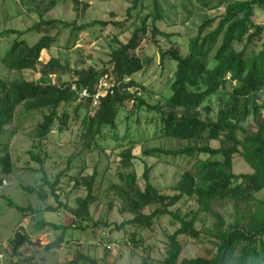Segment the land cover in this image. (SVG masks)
Wrapping results in <instances>:
<instances>
[{"label": "trees", "instance_id": "obj_1", "mask_svg": "<svg viewBox=\"0 0 264 264\" xmlns=\"http://www.w3.org/2000/svg\"><path fill=\"white\" fill-rule=\"evenodd\" d=\"M151 3V16L142 20L140 27L132 32L126 43L116 38L112 40L114 48H110L108 60L101 70L94 66L69 70L59 60L40 62V55L52 48L62 31L77 35L95 27L104 29L113 26L118 29L125 22L96 21L78 25L76 20L64 22L43 20L40 17L36 24L24 31L9 29L0 32V39L14 37L12 45L1 58L7 71L37 72L43 77H55L53 84L45 85L24 79L7 81L0 78V176L12 172L5 143L21 127L24 115L41 117L32 135L33 140L38 142V149L53 130L64 133L69 130V122L73 121V124H78L76 140L84 150L91 151L100 142L107 141H112L116 144L114 148L121 150L117 156L118 184L110 185L109 191L118 198L132 219L117 226V231L126 226L149 229L154 220L169 217L179 228L167 236L168 250L163 264H264V202L255 198L257 193L264 191V42L260 44V50L255 52L257 44L262 41L263 28L253 21L255 10L264 13V0H219L223 12L200 24L196 34L187 42L186 55L178 51V46L171 41V35L155 26L161 18L157 0H151ZM141 4L142 0H131L124 21L137 19L142 12ZM148 21L151 25L149 38L154 41L158 37L167 40L170 45L167 51L159 52V65L163 66L164 61L175 65L167 96L153 105L129 91L136 85L133 77L145 66L135 51L140 40L146 36ZM29 34L41 37L29 46L24 39ZM65 74L70 75L68 82L61 81ZM102 78L111 88L104 91L96 108L91 106L90 99L78 101L77 93L81 90L93 96ZM227 86L230 87L227 99L218 104L215 112L209 106L203 107ZM77 101L79 103L71 118L65 108ZM129 103L137 110L143 109L152 115L145 122L153 128L154 140H174L177 144L173 150L142 147L140 151L143 157L193 162L190 170H185L171 187V196L163 195L154 188L149 178L150 168L146 165L141 176L144 189L141 190L137 185L131 162L135 159V144L143 140L145 133L139 132L137 128L132 131L128 116L119 122L120 113L125 112ZM19 106L24 111L21 114L16 111ZM81 111H84L83 116ZM249 119L252 128L248 131L244 125ZM135 124H140L138 118ZM13 125L14 132L7 129ZM119 125L124 126L121 136ZM210 142L218 143V147H210ZM27 154L31 161L39 165L42 173V186L37 189L38 195L44 200L47 195L43 187H48L50 195L58 202L59 182L66 173L58 174L53 181L49 180L40 157L33 151ZM235 157H240L251 173L235 175L232 171ZM95 175L94 172L87 180L76 176L69 178V182L83 187L86 192L85 197L75 201L76 207L72 211L73 219L79 224L86 222L89 208L99 193ZM27 190L35 191L30 188ZM184 198L194 199L199 210L213 220L211 228L206 231V236L215 248L211 258L179 262V237L193 240L201 237V232L194 228V213L190 211L182 215L178 209L171 211ZM227 203L232 205L230 224L212 209V206ZM7 205L17 212H25V209L10 201ZM58 206H61L59 202ZM146 210L148 214L144 213ZM48 211L55 210L49 208ZM79 224L77 229L82 227ZM40 226L61 232L56 241L45 249L57 248L64 243L66 228L43 222ZM8 245L11 257L16 259L10 264H35L33 256L25 252L32 241L22 229H17ZM79 259L83 264H97L87 256H80Z\"/></svg>", "mask_w": 264, "mask_h": 264}, {"label": "rangeland", "instance_id": "obj_2", "mask_svg": "<svg viewBox=\"0 0 264 264\" xmlns=\"http://www.w3.org/2000/svg\"><path fill=\"white\" fill-rule=\"evenodd\" d=\"M157 3L161 19L155 26L172 36V43L178 46V51L182 55H186L187 42L196 34L200 24L223 12L219 0H157ZM130 4L131 0H0V32L9 29L24 31L36 24L40 17L43 20L55 19L64 22L76 20L78 25L96 21L125 22L123 27L118 29L113 26L104 29L95 27L77 35L62 31L56 37L52 48L40 55V62L46 63L50 59L59 60L62 65H67L69 70L92 66L101 70L108 60L110 48H114L112 40L116 38L126 43L132 32L140 27L142 20L152 14L151 0H142V12L138 18L126 22L125 14ZM253 21L263 28L262 41L257 44L255 51L258 52L260 44L264 42V13L255 10ZM147 25L146 36L140 40L135 51V55L144 61L145 66L133 77L136 85L129 91L153 105L163 101L167 96L175 65L170 61H164L163 66L159 65V52L167 51L170 45L167 40L158 37L154 41L151 40L149 21ZM40 37L41 35L29 34L24 39L31 46ZM13 41L14 37L0 39V78L7 81L24 79L42 85L53 84L55 82L53 76L43 77L37 72L7 71L1 63V58ZM69 80V74L61 77L62 82ZM228 92H230L229 86L220 94L211 97L203 107L209 106L215 112L218 104L227 99ZM78 101L65 108L71 118L74 117L72 114ZM16 111L17 114L24 112L21 106ZM83 115L84 111L81 113V116ZM126 116L129 117L128 122L132 131L137 128L139 132L145 133L143 140L135 144L133 150L135 159L131 162L132 172L137 177V185L141 190L144 189L141 176L146 165L150 168L149 178L154 188L163 195L171 196L173 194L171 187L185 170H190L193 162L143 157L140 151L142 147L173 150L177 144L174 140L152 138L153 128L145 122V119L150 120L152 115L145 113L143 109L137 110L129 103L125 112L120 113L119 122H122ZM23 118V124L16 131L14 125L7 128L15 131V134L12 138H7L5 143L8 146L12 172L7 176H0V264H10L16 260L11 257L8 243L17 229H22L29 235L32 245L25 252L33 256L35 264H83L79 259L80 256L94 259L97 264H143L144 262L163 264L168 250L167 236L172 235L179 228L169 217L154 220L151 227L145 230L131 226H126L121 231L116 230L121 223L132 219L118 198L109 191L110 185L118 184L117 156L121 150L114 148L116 144L112 141L100 142L96 149L84 150L76 140L78 124H73L71 121L68 131L58 133L57 130H53L48 140L38 149L36 148L38 142L33 140L32 135L41 117L24 115ZM137 118L140 120L139 125L135 124ZM251 122L249 119L244 125L248 131L252 128ZM118 131L121 136L124 126L119 125ZM123 144L125 145L126 142ZM209 145L212 148L218 147L216 142H210ZM28 151H33L43 161V170L49 180L53 181L58 174L66 173L61 176L57 191L61 206H58V202L50 195L48 187H43V192L47 195L44 200L38 195L37 189L42 186V173L39 171V165L30 160ZM232 171L235 175L251 173L250 168L240 157L234 158ZM94 172L95 181L100 187L99 193L89 208L86 222L79 224L73 219L72 211L76 207L75 201L85 197L86 192L83 187L69 182V178L76 176L78 179L87 180ZM29 188L35 191L28 192ZM255 198L264 202V191L257 193ZM8 201L25 209V212L20 213L9 208ZM49 208L55 211H48ZM176 209L182 215L190 211L194 213L192 214L194 228L201 232L199 240L179 237L181 246L179 262L194 258H211L215 254V248L211 244V239L206 236V231L211 228L213 220L199 210L194 199L184 198L171 211ZM212 209L222 216L227 224L232 222L230 203L212 206ZM37 211L38 213L34 214ZM144 213L148 214L149 211L146 210ZM42 222L66 228L63 235L64 243L57 248L45 249L48 244L56 241L61 232L41 228ZM78 224L82 226L81 229H77Z\"/></svg>", "mask_w": 264, "mask_h": 264}, {"label": "built area", "instance_id": "obj_3", "mask_svg": "<svg viewBox=\"0 0 264 264\" xmlns=\"http://www.w3.org/2000/svg\"><path fill=\"white\" fill-rule=\"evenodd\" d=\"M111 86L108 85L104 79H100L99 82H98V85H97V89H96V92L93 96L89 95L88 92L86 90H81L80 92H78V99L79 100H88L90 99V103H91V106L93 108H96L99 104V100H100V97L102 96V94L104 93L105 90H108L110 89ZM72 90L74 91V87L72 88ZM5 183V182H4ZM108 249H110V247H107Z\"/></svg>", "mask_w": 264, "mask_h": 264}, {"label": "crops", "instance_id": "obj_4", "mask_svg": "<svg viewBox=\"0 0 264 264\" xmlns=\"http://www.w3.org/2000/svg\"><path fill=\"white\" fill-rule=\"evenodd\" d=\"M24 231V230H23ZM26 233V232H25ZM27 234V233H26ZM28 235V234H27ZM29 236V235H28Z\"/></svg>", "mask_w": 264, "mask_h": 264}]
</instances>
